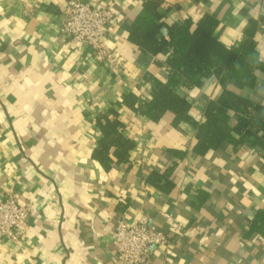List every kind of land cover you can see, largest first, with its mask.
Segmentation results:
<instances>
[{"label":"crops","instance_id":"0c3cea01","mask_svg":"<svg viewBox=\"0 0 264 264\" xmlns=\"http://www.w3.org/2000/svg\"><path fill=\"white\" fill-rule=\"evenodd\" d=\"M84 1L114 10L106 41L124 70L61 34L66 0H0V202L13 192L30 213L19 241L0 234V264H120L116 224L142 217L169 240L149 264H264L263 131L253 126L237 144L201 155L191 122L175 125L170 111L154 121L123 105L129 94L148 98L155 80L167 82L169 50L143 51L130 32L148 0ZM158 1L168 24L190 18L194 29L212 15L220 42L251 41L264 62V0ZM255 74L253 87H227L264 105V71ZM176 91L204 123V104L222 85L213 77ZM110 108L134 146L124 160L111 147L107 166L93 152L102 137L97 119ZM155 171H168L174 186L149 181Z\"/></svg>","mask_w":264,"mask_h":264},{"label":"trees","instance_id":"16d2710c","mask_svg":"<svg viewBox=\"0 0 264 264\" xmlns=\"http://www.w3.org/2000/svg\"><path fill=\"white\" fill-rule=\"evenodd\" d=\"M160 2L148 0L137 16L131 28V34L143 51L156 55L169 50L164 66L169 70L167 82L156 81L148 98L129 94L122 102L128 108L158 121L165 112L175 115L174 124L180 121L191 122L198 131V141L193 150L205 155L217 151L229 142L236 144L244 135L251 134L253 126L263 131L257 137L258 144L264 146V105H254L252 101L229 89L232 84L236 88L253 87L256 81V70L264 71V62L260 59L255 45L251 41H243L239 45L227 46L214 36L217 20L206 14L192 29L190 18L180 23L168 24L159 12ZM167 28L168 39L161 29ZM216 77L222 85V91L215 100L204 104L205 122H197L190 110L192 103L176 91L179 84L194 87L207 79ZM108 113L114 118L108 117ZM97 119L102 131L98 147L93 157L108 166L110 148L117 160H124L134 142L117 131L121 122L116 118L113 108ZM233 113L237 114V123L232 124ZM101 118H104L102 122ZM170 153L182 157L185 152L170 150ZM169 172H151L148 179L155 185L170 190L174 184L168 180Z\"/></svg>","mask_w":264,"mask_h":264},{"label":"built area","instance_id":"2783aa9c","mask_svg":"<svg viewBox=\"0 0 264 264\" xmlns=\"http://www.w3.org/2000/svg\"><path fill=\"white\" fill-rule=\"evenodd\" d=\"M115 17L108 6H93L84 0H66L60 32L90 46L95 57L109 68L124 70L120 57L106 38ZM28 206L21 204L13 192L0 202V234L12 241L24 237L29 218ZM166 234L151 227L146 217L136 223L118 220L112 246L120 264H149L153 249L166 246Z\"/></svg>","mask_w":264,"mask_h":264},{"label":"water","instance_id":"95a60500","mask_svg":"<svg viewBox=\"0 0 264 264\" xmlns=\"http://www.w3.org/2000/svg\"><path fill=\"white\" fill-rule=\"evenodd\" d=\"M162 30H163L164 33L166 32V29L165 28H163Z\"/></svg>","mask_w":264,"mask_h":264}]
</instances>
